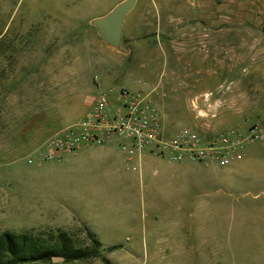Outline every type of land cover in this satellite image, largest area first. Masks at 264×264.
Returning <instances> with one entry per match:
<instances>
[{
  "label": "rangeland",
  "instance_id": "1",
  "mask_svg": "<svg viewBox=\"0 0 264 264\" xmlns=\"http://www.w3.org/2000/svg\"><path fill=\"white\" fill-rule=\"evenodd\" d=\"M123 1L0 0V235L88 256L24 264H264V0H137L116 48L93 20ZM140 81L157 87L166 133L260 137L183 195L130 165L133 181L112 179L84 154H51L99 91Z\"/></svg>",
  "mask_w": 264,
  "mask_h": 264
},
{
  "label": "built area",
  "instance_id": "2",
  "mask_svg": "<svg viewBox=\"0 0 264 264\" xmlns=\"http://www.w3.org/2000/svg\"><path fill=\"white\" fill-rule=\"evenodd\" d=\"M157 87L140 81L139 89L127 87L99 91L91 110L75 128L49 142L51 154L63 150L77 154L84 146L102 145L115 136L127 142L129 158L146 151L170 162L194 160L228 166L244 159L248 145L260 137L258 126L248 130L228 128L212 136L185 126L166 133L153 94Z\"/></svg>",
  "mask_w": 264,
  "mask_h": 264
},
{
  "label": "crops",
  "instance_id": "3",
  "mask_svg": "<svg viewBox=\"0 0 264 264\" xmlns=\"http://www.w3.org/2000/svg\"><path fill=\"white\" fill-rule=\"evenodd\" d=\"M125 142L127 140L124 137L117 135L102 145L84 146L75 156L79 157L84 154L86 157L83 161L86 163L106 164L108 166L106 176L112 179L123 178L133 181L135 178L133 175L123 172L124 166L130 165L131 170H139L143 177L151 178L154 185L158 186L165 183L174 187L175 193L182 195L189 193L191 187L204 186L214 179H219V176L221 178L225 175L228 176V169L219 166L217 163L207 165L194 160L170 162L165 158L153 155L149 151H146L141 157L129 158L122 148ZM51 211L55 213L52 217L60 225H72L75 221V215L71 212Z\"/></svg>",
  "mask_w": 264,
  "mask_h": 264
},
{
  "label": "trees",
  "instance_id": "4",
  "mask_svg": "<svg viewBox=\"0 0 264 264\" xmlns=\"http://www.w3.org/2000/svg\"><path fill=\"white\" fill-rule=\"evenodd\" d=\"M86 229L89 231L87 226ZM88 233L94 238L92 231ZM53 255L65 256L66 261L88 257L86 251L72 248L66 242L59 247L37 243L28 233L5 231L0 235V264H24L37 260L48 262L52 261Z\"/></svg>",
  "mask_w": 264,
  "mask_h": 264
},
{
  "label": "water",
  "instance_id": "5",
  "mask_svg": "<svg viewBox=\"0 0 264 264\" xmlns=\"http://www.w3.org/2000/svg\"><path fill=\"white\" fill-rule=\"evenodd\" d=\"M137 0H124L107 15L95 18L93 23L98 28L100 37L109 45L119 47L123 39V25L127 14L135 7ZM62 255H53V262L65 261Z\"/></svg>",
  "mask_w": 264,
  "mask_h": 264
}]
</instances>
